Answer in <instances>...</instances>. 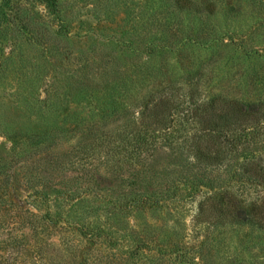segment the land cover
Wrapping results in <instances>:
<instances>
[{
    "label": "rangeland",
    "instance_id": "obj_1",
    "mask_svg": "<svg viewBox=\"0 0 264 264\" xmlns=\"http://www.w3.org/2000/svg\"><path fill=\"white\" fill-rule=\"evenodd\" d=\"M180 1L198 4L199 11L181 10L178 0H0V264H60L62 238L46 223L70 218L105 227L108 201L128 189L132 169L110 166L108 140L86 149L77 131L58 132L74 127L66 112L70 119L77 111L113 136L123 123L93 104L68 102L61 81L67 73L59 75L58 65L85 66L84 82L97 64L120 67L142 80L132 102L150 89L173 86L195 101L220 96L264 103V0ZM58 38L67 51L59 57ZM251 152L264 168V134L230 159L196 170L200 179L185 152L172 155L164 148L152 157L154 169H188L183 177L178 171L164 175L158 187L173 191L175 183L194 181L197 192L185 201L167 199L120 225L129 240L138 236L137 264H264V232L257 227L196 221L208 194L229 192L248 202L264 196V183L247 166Z\"/></svg>",
    "mask_w": 264,
    "mask_h": 264
},
{
    "label": "trees",
    "instance_id": "obj_2",
    "mask_svg": "<svg viewBox=\"0 0 264 264\" xmlns=\"http://www.w3.org/2000/svg\"><path fill=\"white\" fill-rule=\"evenodd\" d=\"M180 2L178 0L176 6L181 10L192 7L191 2ZM192 8L198 10L199 5L194 4ZM60 12L58 1L59 17ZM59 44L58 38V57L67 53ZM100 65L89 70L88 82H84L85 74L81 73L85 66L68 70L65 65H58L59 75L67 73L64 74L66 79L61 80H66L63 94L68 102L78 107L93 104L94 109L103 115L121 120L123 123L119 134L113 136L112 132L105 131L95 121L86 123L84 117H77V111L70 119L69 113H65L66 122L71 120L72 123L74 120V127H59L58 132L77 131L76 135H82L86 149L97 140H108L112 149L110 166L116 169L121 165L115 166V162H119L128 165L132 172L126 181L128 189L125 193L108 201L107 226L70 218L65 223H60L59 219L58 223L52 220L46 223L47 229L55 228L62 238L60 264H137L136 259L142 256L138 236L129 240L128 235L121 234L120 225L133 214L139 215V212L161 206L167 199L175 203L182 199L185 201L197 192L198 183L194 181L188 186L175 183V192L157 186L164 175L178 171L183 177L188 173V169L179 171L169 166L154 169L157 162L153 163L152 157L160 150L169 149L172 155L185 152L189 158V170L204 171L230 159L234 152L252 144L256 135L264 134V103H245L220 96L206 102L195 101L193 94L183 98L173 86L150 89L140 101L133 98L132 102L130 98L137 92L142 80L135 75L122 74L120 67L107 69ZM58 110L65 111L59 105ZM247 155V166L252 170V176L264 183V168L252 159V152ZM195 176L200 179L197 172ZM259 197L248 202L229 192L208 194L199 202L196 221L215 227L228 222L249 224L264 232V196ZM132 230L135 234L136 229L132 227ZM18 237L13 236L14 239ZM147 248L149 251L154 249L162 256L168 253L161 246H158V250L155 245L152 249L147 245ZM45 250L54 252L53 249ZM44 264L53 263L45 261ZM192 264L196 262L193 260Z\"/></svg>",
    "mask_w": 264,
    "mask_h": 264
}]
</instances>
